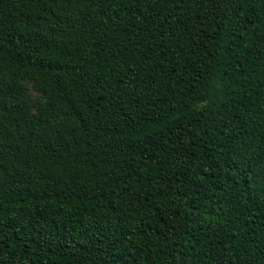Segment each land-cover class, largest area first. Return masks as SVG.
Here are the masks:
<instances>
[{"label":"trees","instance_id":"trees-1","mask_svg":"<svg viewBox=\"0 0 264 264\" xmlns=\"http://www.w3.org/2000/svg\"><path fill=\"white\" fill-rule=\"evenodd\" d=\"M0 75V264H264V0H0Z\"/></svg>","mask_w":264,"mask_h":264},{"label":"rangeland","instance_id":"rangeland-1","mask_svg":"<svg viewBox=\"0 0 264 264\" xmlns=\"http://www.w3.org/2000/svg\"><path fill=\"white\" fill-rule=\"evenodd\" d=\"M0 79H1V75H0ZM27 90H26V94L28 95L30 102L32 103H36L37 101H43V99L41 98L40 94L38 92H36L35 90H33L29 84H27L26 86Z\"/></svg>","mask_w":264,"mask_h":264}]
</instances>
